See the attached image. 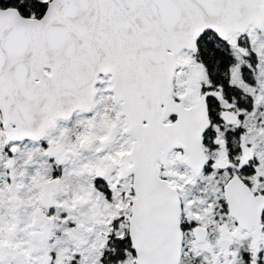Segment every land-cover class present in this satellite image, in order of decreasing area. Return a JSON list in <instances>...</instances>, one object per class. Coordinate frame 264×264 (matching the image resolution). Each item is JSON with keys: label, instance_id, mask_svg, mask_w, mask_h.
<instances>
[{"label": "snow or ice", "instance_id": "snow-or-ice-1", "mask_svg": "<svg viewBox=\"0 0 264 264\" xmlns=\"http://www.w3.org/2000/svg\"><path fill=\"white\" fill-rule=\"evenodd\" d=\"M0 264H264V0H0Z\"/></svg>", "mask_w": 264, "mask_h": 264}]
</instances>
